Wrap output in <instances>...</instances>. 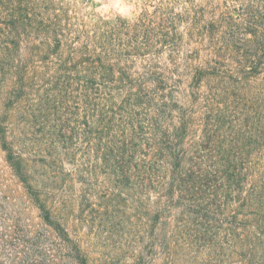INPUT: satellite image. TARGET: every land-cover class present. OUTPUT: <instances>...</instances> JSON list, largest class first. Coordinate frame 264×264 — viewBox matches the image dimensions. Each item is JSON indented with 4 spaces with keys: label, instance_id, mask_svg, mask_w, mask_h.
I'll return each mask as SVG.
<instances>
[{
    "label": "trees",
    "instance_id": "16d2710c",
    "mask_svg": "<svg viewBox=\"0 0 264 264\" xmlns=\"http://www.w3.org/2000/svg\"><path fill=\"white\" fill-rule=\"evenodd\" d=\"M71 12L0 0L1 133L19 131L41 162H69L84 181L179 206L203 231L231 233L250 213L242 230L264 253V167L253 161L264 157V0H144L129 20Z\"/></svg>",
    "mask_w": 264,
    "mask_h": 264
},
{
    "label": "rangeland",
    "instance_id": "374dc122",
    "mask_svg": "<svg viewBox=\"0 0 264 264\" xmlns=\"http://www.w3.org/2000/svg\"><path fill=\"white\" fill-rule=\"evenodd\" d=\"M55 3L87 20L94 16L129 20L144 6V0ZM4 110L0 90V264H264L261 243L257 242V254L249 243L253 233L242 230L253 218L249 212V217L234 222L231 233L215 227L203 231L192 224L193 215L158 202L152 194L107 180L84 181L80 171L60 156L62 163L45 165L19 131L6 126V134L1 133ZM10 152L22 161L19 174L10 165ZM253 161L261 171L264 157ZM40 204L74 240L71 249L47 230ZM216 218V226L228 220Z\"/></svg>",
    "mask_w": 264,
    "mask_h": 264
}]
</instances>
